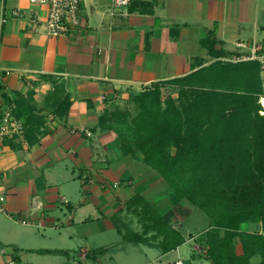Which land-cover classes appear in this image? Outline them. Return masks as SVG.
<instances>
[{
	"label": "crops",
	"instance_id": "0c3cea01",
	"mask_svg": "<svg viewBox=\"0 0 264 264\" xmlns=\"http://www.w3.org/2000/svg\"><path fill=\"white\" fill-rule=\"evenodd\" d=\"M110 6L80 0V26L55 37L42 23L46 6L0 0V117L18 96L39 109L53 80L71 100L64 117L40 125L37 142L0 144V264H174L180 258L167 256L187 242L212 264L198 255L197 241L209 218L185 237L178 226L194 206L173 204L168 183L140 152L124 154L101 120L120 98L183 77L217 55L249 54L253 41L264 53V0H130L114 15ZM238 41L247 47L236 48ZM260 78L264 88V67ZM26 117L18 118L23 126ZM154 215L167 217L184 241L164 249ZM130 243L140 247L124 260L120 250Z\"/></svg>",
	"mask_w": 264,
	"mask_h": 264
},
{
	"label": "trees",
	"instance_id": "16d2710c",
	"mask_svg": "<svg viewBox=\"0 0 264 264\" xmlns=\"http://www.w3.org/2000/svg\"><path fill=\"white\" fill-rule=\"evenodd\" d=\"M221 55L172 79L191 88L186 115L164 111L150 133L119 126L111 111L101 122L116 133L124 154L140 152L161 175L172 189L173 204L183 200L206 213L209 226L197 237L200 257L212 264H264V115L255 103L262 95V67L257 60H224ZM61 86L63 97L56 98L55 117H64L71 102ZM27 98H15L13 113L27 116L25 138L33 144L43 131ZM171 147L173 155L166 151ZM150 220L162 233L164 249L184 241L167 217L154 215ZM243 224L258 229L242 230ZM131 239L143 240L142 235Z\"/></svg>",
	"mask_w": 264,
	"mask_h": 264
},
{
	"label": "rangeland",
	"instance_id": "374dc122",
	"mask_svg": "<svg viewBox=\"0 0 264 264\" xmlns=\"http://www.w3.org/2000/svg\"><path fill=\"white\" fill-rule=\"evenodd\" d=\"M231 59L232 56L230 55L227 56L224 60ZM219 63L223 62L219 61ZM61 85L62 84L57 80L52 81V86L45 94L43 103L41 104L39 109H37L34 100H32V98L28 96L27 99H29L30 107L33 109L34 114L39 116V120H37V122L35 123L42 124L47 119L55 117L53 111H55L57 105L56 98L63 97V90ZM236 96L238 95H235L234 98L238 101V97L236 98ZM261 96H264L263 86ZM261 96L257 97V99L255 100V103H257V105H259L260 107V111L263 110V106L260 102ZM190 104L191 88L186 86L181 79H177L158 82L156 84L143 87L141 90L133 92L127 97L120 98L111 112L114 113L113 119L116 120V123L119 124V126H130L150 133L153 131V126L156 123V120L162 117V113L164 111H178L186 115L188 109L190 108ZM14 108V106L11 107L12 116L13 118L18 119V117H16L13 113ZM259 114L262 115L260 112ZM38 129H40V127ZM25 131L26 126L22 125L21 131L15 134L13 138L26 140ZM166 151L169 154L173 155L175 153V148L171 147ZM207 224L208 217L205 212L199 208L194 207L192 213L187 218L183 219L179 223L178 227L181 233L185 237H188L190 234L194 235L204 230L207 227ZM256 227L257 226L255 224H244L241 226V229L254 231ZM139 247L140 245L132 243L123 246L120 252L123 254L126 250L125 255L123 256L124 260L127 257L126 255L131 253L129 251H137ZM238 251L240 252L239 246ZM195 255H193V250L190 247V243L187 242L180 247L178 254L177 252H171V254L167 256V258L170 261H174L177 258H180L185 263L189 264H210L208 260L199 258Z\"/></svg>",
	"mask_w": 264,
	"mask_h": 264
},
{
	"label": "built area",
	"instance_id": "2783aa9c",
	"mask_svg": "<svg viewBox=\"0 0 264 264\" xmlns=\"http://www.w3.org/2000/svg\"><path fill=\"white\" fill-rule=\"evenodd\" d=\"M29 3L34 5L46 6V15L43 20V25L49 36H62L67 35L69 32L77 29L81 24L80 19V0H29ZM130 0H111V6L109 8V14L114 15L118 12L126 10ZM13 15L18 18H24L23 13L19 9L13 10ZM39 17L35 15V21H38ZM236 48L247 47L242 41L235 43ZM263 46L255 41L249 45L250 53L232 56V61L241 60H257L261 63V67H264V53H261ZM261 113V111H260ZM22 129V123L13 118L11 109H6L2 112L0 117V144L6 138H13V136L19 133ZM87 135H91L87 132ZM1 176V170H0ZM5 191L0 186V210H3L2 203L5 201ZM6 249L0 247V253H5ZM9 264H15L13 261H9ZM174 264H184L182 259H178Z\"/></svg>",
	"mask_w": 264,
	"mask_h": 264
},
{
	"label": "bare ground",
	"instance_id": "6f19581e",
	"mask_svg": "<svg viewBox=\"0 0 264 264\" xmlns=\"http://www.w3.org/2000/svg\"><path fill=\"white\" fill-rule=\"evenodd\" d=\"M261 105L263 106V110H261V114L264 115V96L260 98Z\"/></svg>",
	"mask_w": 264,
	"mask_h": 264
}]
</instances>
